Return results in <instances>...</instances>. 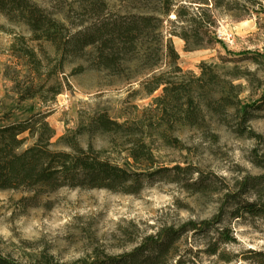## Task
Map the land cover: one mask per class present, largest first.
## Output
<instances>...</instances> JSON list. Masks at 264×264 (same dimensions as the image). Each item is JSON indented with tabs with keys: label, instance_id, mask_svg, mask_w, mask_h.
Segmentation results:
<instances>
[{
	"label": "trees",
	"instance_id": "1",
	"mask_svg": "<svg viewBox=\"0 0 264 264\" xmlns=\"http://www.w3.org/2000/svg\"><path fill=\"white\" fill-rule=\"evenodd\" d=\"M74 3L83 14V20L71 24L81 28L76 31L33 0H0V17L27 35L0 28L14 36L7 51L23 60L27 69L22 81L18 75L11 79L17 103L37 100L40 106H46L69 91V76L86 69L78 66L69 76L65 75L64 67L72 60H81L87 68L126 79L131 87L129 94L159 95L137 120L117 122L106 112H97L81 118L75 129H66L56 139L41 111L27 109L22 114L29 116L22 120L14 119L12 110L1 113L0 191L28 193L30 196L21 200L24 207H38L42 197L64 188L135 195L144 178L184 177L187 182L197 174L199 177L186 185L205 192L211 182L196 167L174 166L150 172L155 158L145 133L156 130L165 141L166 131L176 126L198 129L205 125L207 117L216 118L219 123L230 117L238 135L248 133L250 138L260 139L248 124L253 113L264 107V89L259 100L245 103L240 98L243 86L234 82L250 81L236 65L223 73L221 66L213 62H201L198 74L182 70L171 40L172 37L181 40L186 52L221 45V40L215 37L218 18L227 15L240 20L256 15L264 21V4L260 0H74ZM29 43L35 46H28ZM242 57L251 60L264 74V48ZM219 60L221 64L229 62ZM97 137H107L111 147L120 146L124 150L122 164L107 156L105 150L94 148L92 141ZM253 163L264 168V162L258 159ZM226 214L237 220L264 221V175L245 177L237 192L227 195L226 204L209 220L162 228L143 238L129 252L119 255L99 252L70 264H187L191 260L184 254H193L192 250L182 254L179 244L187 242L189 235L205 243L204 254L228 263L221 247L235 243V239L230 228L223 224ZM0 264L16 263L0 254ZM31 264L60 263L41 254Z\"/></svg>",
	"mask_w": 264,
	"mask_h": 264
},
{
	"label": "rangeland",
	"instance_id": "2",
	"mask_svg": "<svg viewBox=\"0 0 264 264\" xmlns=\"http://www.w3.org/2000/svg\"><path fill=\"white\" fill-rule=\"evenodd\" d=\"M33 1L66 26H72L75 31L81 29L75 25L83 20V14L74 0ZM260 1L264 4V0ZM218 19L215 37L228 36L233 43L221 40V45L186 52L183 42L172 37L179 56L178 64L182 70L195 74L199 73L197 67L201 62L219 64L222 73L236 65L244 78L250 81L247 83L241 79L234 82L244 88L240 98L245 103L257 101L264 89V74L251 60L242 56L262 52L264 21L256 15L240 20L222 15ZM1 26L27 37L22 29L9 25L2 17ZM13 39L14 36L0 31V114L12 110L14 119L22 120L29 116L22 114L27 109L41 111L54 129L55 139L66 129H75L81 118L97 112H106L117 122L137 120L152 99L159 95L129 94L131 87L126 79L87 68L81 60H72L64 67L65 75L69 76L78 66L86 69L69 76V91H64L46 106H40L37 100L19 105L11 79L18 75L22 81L27 76V69L23 60H17L7 51ZM28 46L35 45L29 43ZM219 58L229 62L221 64ZM206 121L198 129L176 126L166 131L165 137L169 141L161 139L156 130L145 133L149 136L148 142L155 158L150 172L174 166L196 167L211 182L205 192L186 185L199 177L197 174L187 182L184 177L144 178L135 195L64 188L42 197L38 207H24L21 200L29 197L28 193L0 191V254L16 264H31L41 254L51 256L54 262L70 264L99 252L107 255L126 253L143 238L162 228H177L188 221L211 219L226 204L227 195L237 192L245 177L264 175V168L253 163L256 159L264 162V107L253 113L248 124L251 132L260 139L250 138L248 133L238 135L234 131L235 122L230 117L224 123L210 117ZM86 141V138L82 139L83 143ZM92 144L122 164L126 153L120 146L111 147L107 137H97ZM223 224L230 228L235 239V243L221 247L229 258L228 263L204 254L205 243L189 235L187 242L179 244L182 254L192 250L193 254H184L191 260L187 264H264V221L237 220L226 214ZM250 252L263 256L257 257Z\"/></svg>",
	"mask_w": 264,
	"mask_h": 264
},
{
	"label": "built area",
	"instance_id": "3",
	"mask_svg": "<svg viewBox=\"0 0 264 264\" xmlns=\"http://www.w3.org/2000/svg\"><path fill=\"white\" fill-rule=\"evenodd\" d=\"M218 39L223 40L224 42H226L228 44H232L233 43V41L231 40V38L228 37V36H223L222 35V36H219Z\"/></svg>",
	"mask_w": 264,
	"mask_h": 264
}]
</instances>
